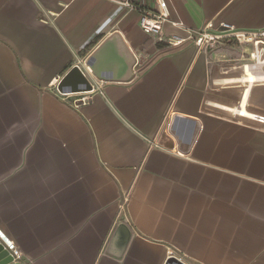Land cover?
I'll list each match as a JSON object with an SVG mask.
<instances>
[{
    "label": "crops",
    "instance_id": "crops-1",
    "mask_svg": "<svg viewBox=\"0 0 264 264\" xmlns=\"http://www.w3.org/2000/svg\"><path fill=\"white\" fill-rule=\"evenodd\" d=\"M168 7L193 30L264 29V0ZM114 9L0 0V233L23 264H264V124L239 115L264 116V83L227 70L250 47L167 46ZM115 32L142 60L128 82L82 68ZM76 65L93 91L73 108L57 85Z\"/></svg>",
    "mask_w": 264,
    "mask_h": 264
},
{
    "label": "built area",
    "instance_id": "built-area-1",
    "mask_svg": "<svg viewBox=\"0 0 264 264\" xmlns=\"http://www.w3.org/2000/svg\"><path fill=\"white\" fill-rule=\"evenodd\" d=\"M114 4L115 9L110 16V20H116L118 17L128 13L136 12L138 14L137 24L139 29L146 35L155 38L160 43L167 46L179 47L186 42H191L197 48L207 49L218 44L222 40H234L242 46H249V51L243 53L238 63L231 65L228 69L240 70L243 76L251 74L254 76L252 83H264V29L249 32L238 30L234 26L222 23L217 29H213L210 23H207L202 29L193 30L187 28L178 19L171 17L168 0H107ZM183 34L166 32V27ZM135 65L138 67L142 60L135 56ZM78 66V65H76ZM90 90L74 93L75 98L71 101L73 108H78L90 101ZM65 96V94H62ZM239 115L257 123L264 124V116L241 110ZM0 244L11 257L13 262L20 261L25 257L24 253L16 246L15 242L0 233Z\"/></svg>",
    "mask_w": 264,
    "mask_h": 264
},
{
    "label": "water",
    "instance_id": "water-1",
    "mask_svg": "<svg viewBox=\"0 0 264 264\" xmlns=\"http://www.w3.org/2000/svg\"><path fill=\"white\" fill-rule=\"evenodd\" d=\"M135 57L125 41L115 32L107 37L85 60L84 65L100 81L128 82L134 76ZM57 88L62 93L84 92L91 89V85L78 66L72 69L61 79ZM172 124V123H171ZM170 126L169 131L171 132ZM197 129V128H196ZM194 137V133H193ZM192 137V139H193ZM191 140L180 141L179 148L187 150ZM122 236V244H125L129 232L124 225L118 227L114 240ZM25 260L13 262L8 252L0 244V264H23ZM166 264H182L174 257H169Z\"/></svg>",
    "mask_w": 264,
    "mask_h": 264
},
{
    "label": "bare ground",
    "instance_id": "bare-ground-1",
    "mask_svg": "<svg viewBox=\"0 0 264 264\" xmlns=\"http://www.w3.org/2000/svg\"><path fill=\"white\" fill-rule=\"evenodd\" d=\"M245 80H250V81H254V76H252L251 74H248L247 76L244 77ZM244 107V106H243Z\"/></svg>",
    "mask_w": 264,
    "mask_h": 264
},
{
    "label": "rangeland",
    "instance_id": "rangeland-1",
    "mask_svg": "<svg viewBox=\"0 0 264 264\" xmlns=\"http://www.w3.org/2000/svg\"><path fill=\"white\" fill-rule=\"evenodd\" d=\"M82 68H84L83 70H85V72L88 73V71H87L85 65H82ZM81 71H82V70H81Z\"/></svg>",
    "mask_w": 264,
    "mask_h": 264
}]
</instances>
